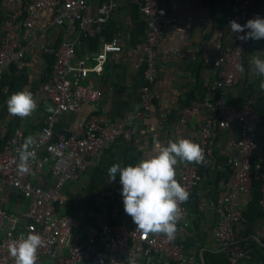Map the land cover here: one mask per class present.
I'll return each instance as SVG.
<instances>
[{"label":"crops","instance_id":"crops-1","mask_svg":"<svg viewBox=\"0 0 264 264\" xmlns=\"http://www.w3.org/2000/svg\"><path fill=\"white\" fill-rule=\"evenodd\" d=\"M29 1L0 0V46L14 39L24 49L23 67H10L0 82V151L12 148L14 139L22 147L29 137L34 140L41 135L54 105L43 94L36 96L35 91L51 81L54 53L61 49L65 39L74 41V61L92 57L113 39L121 48L120 52L107 54L100 76L91 74L87 78L102 90V98L97 103L83 105L78 113L59 116L53 128L54 137H66L96 118L101 126L120 124L132 131L130 141L119 138L108 144L92 157L85 172L75 173L64 186L65 204L58 214L75 219L76 238L84 239L86 231L101 222L130 228L134 223L124 212L119 174L115 181H109V168L117 163L121 167L135 166L154 154L157 143L166 145L179 139L197 142L210 110L202 107L197 115L184 121L180 109L194 101L215 103L216 95H221L226 106L236 110L248 108L256 118L248 126V132L260 145L252 162L260 160L261 169L251 170L249 191L238 193L245 222L236 225L235 231L244 240H264V206L261 204V174L264 173V89L261 84L264 76L257 75L250 63L254 55L264 59V39L245 42L243 71L237 73L235 84L221 88L216 95L210 90L225 71L215 67L214 62L230 44L229 22L238 14L235 0H165L167 15L162 27L161 48L189 52L191 57L155 60V77L150 86L153 100L149 105H143L141 100V89L146 85L145 64L136 51V47L145 44L147 27L136 0L117 2L104 23L85 31H81L75 21L61 26L54 24V13L50 9L39 10L35 26L25 28L22 22ZM85 1L86 13L91 17H96L98 10L110 3V0ZM254 5L258 17L264 19V0H256ZM20 91L30 92L37 103L36 110L24 119L11 116L7 107L11 95ZM239 135L238 124L217 131L208 149L210 163L198 164L201 181L187 201V225L178 229L175 243L185 254L198 255L200 260L203 253L218 249L213 232L231 188L229 161L236 155L232 144ZM187 165L175 166L176 180ZM31 168V173L25 177L33 185L43 189L53 186L54 177L48 164H35ZM27 206V200L14 198L9 183L0 180V207L19 216ZM37 255L39 264H56L42 253ZM154 258L148 259L146 264H151ZM156 260L164 263L161 255Z\"/></svg>","mask_w":264,"mask_h":264},{"label":"built area","instance_id":"built-area-1","mask_svg":"<svg viewBox=\"0 0 264 264\" xmlns=\"http://www.w3.org/2000/svg\"><path fill=\"white\" fill-rule=\"evenodd\" d=\"M126 0H110L108 6L98 10L96 17L86 13L85 0H30L22 25L32 29L36 24V14L41 9H50L54 13L53 23L61 26L67 21L77 22L81 31L93 25L104 23L116 3ZM145 18L147 36L144 45L136 47V51L144 60V79L146 85L141 89L143 105L152 103L151 83L155 77V60L178 59L191 57L189 52L181 53L161 48L162 27L167 15L165 0H136ZM256 0H235L238 14L234 20L245 25L250 19L258 17ZM11 25V23L9 24ZM247 31V30H246ZM239 33L238 35H245ZM231 31L230 44L215 60V67L225 70L222 78L211 88L216 95L221 88L236 83V75L242 66L245 42L238 39ZM47 51L51 52L50 49ZM117 40L103 44L100 52L74 61L75 44L70 38L62 43L61 49L54 53L53 76L49 83L43 84L35 91L36 96L43 94L54 108L45 119L41 135L32 140L30 151H35L31 166L48 164L54 177V184L48 189L33 185L25 176L18 173L19 151L22 148L13 140L12 148L0 151V180L9 183L10 193L16 199L28 201L26 211L22 215L7 213L0 207V264H15L9 253V244L19 237H26L30 232L40 234L44 245L38 253L46 255L56 264H139L153 255L164 257L163 264H195V256L185 254L176 245L178 229L187 225V202L179 204L180 218L177 222L175 238L167 239L162 234L144 235L132 224L126 229L101 222L98 226L86 231L84 239L76 238L78 224L73 217L60 215L58 210L65 204L62 190L75 173L85 172L91 165L92 157L112 143L122 138L132 139V131L120 124L101 126L96 118H91L83 129L68 136L54 137L53 128L59 116L67 113H78L83 105L97 103L103 96L102 90L88 82L89 75L100 76L104 71L107 54L120 52ZM24 62V49L16 40L9 39L0 46V82L5 71L10 67L21 69ZM91 62V63H88ZM73 78H70V76ZM215 103L192 102L180 109L184 121L197 115L202 107L210 110V116L200 129L198 144L204 151L203 165L210 163L209 144L217 131L224 130L233 124L240 126L239 139L232 144L236 150L235 157L229 161L232 171L231 188L224 198L213 237L218 248L233 262L249 258L250 248L235 231L236 225L245 222L239 208L238 193L250 189L251 170L261 169V161L252 162L255 150L259 148L248 132V126L256 120L248 108L232 109L224 104L223 96L216 95ZM264 144V140H263ZM44 152V154H43ZM177 181L191 194L199 185L201 175L198 164L191 163L184 167L177 176ZM262 199L264 206V173L261 174ZM264 237V234L262 235ZM36 264H39L37 261Z\"/></svg>","mask_w":264,"mask_h":264},{"label":"clouds","instance_id":"clouds-1","mask_svg":"<svg viewBox=\"0 0 264 264\" xmlns=\"http://www.w3.org/2000/svg\"><path fill=\"white\" fill-rule=\"evenodd\" d=\"M229 26L237 35L246 32L245 35H238V39L244 42L264 39V19L260 17L248 20L243 26L232 20ZM250 63L257 75L264 76V59L254 55ZM240 71H243L242 66ZM261 89H264V83ZM7 107L11 116L24 119L36 110L37 103L30 92L20 91L11 95ZM31 145L29 137L19 151L17 170L21 175L32 171L30 161L34 160L35 151L29 150ZM153 151V155L135 166L112 165L108 170V179L115 181L119 174L124 212L131 217L136 230L144 235L162 234L172 240L180 218L179 204L187 202L190 197V193L175 178V166L178 163L202 164L205 154L198 144L189 139L169 141L166 145L157 143ZM43 245L41 235L30 232L26 237L21 236L11 242L9 253L15 264H36L38 250Z\"/></svg>","mask_w":264,"mask_h":264},{"label":"trees","instance_id":"trees-1","mask_svg":"<svg viewBox=\"0 0 264 264\" xmlns=\"http://www.w3.org/2000/svg\"><path fill=\"white\" fill-rule=\"evenodd\" d=\"M210 146V144H209ZM253 161V160H252ZM241 244L247 243L250 248L249 258L239 259L237 262H233L228 255H226L219 248L213 252H205L203 253V261L204 264H264V240L260 239L255 240H244L242 237ZM155 256L153 262L151 264H162L161 261H157L156 259L159 255ZM195 264H203L198 255H195ZM139 264H146V260H142ZM150 264V263H149ZM177 264V263H171Z\"/></svg>","mask_w":264,"mask_h":264},{"label":"water","instance_id":"water-1","mask_svg":"<svg viewBox=\"0 0 264 264\" xmlns=\"http://www.w3.org/2000/svg\"><path fill=\"white\" fill-rule=\"evenodd\" d=\"M201 262L204 264V261H203V259H202V256H201Z\"/></svg>","mask_w":264,"mask_h":264}]
</instances>
